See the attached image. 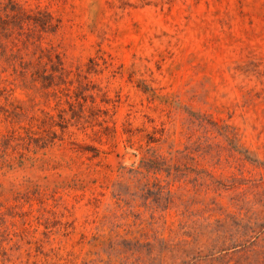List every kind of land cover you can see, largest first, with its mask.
I'll list each match as a JSON object with an SVG mask.
<instances>
[{
    "label": "rangeland",
    "instance_id": "374dc122",
    "mask_svg": "<svg viewBox=\"0 0 264 264\" xmlns=\"http://www.w3.org/2000/svg\"><path fill=\"white\" fill-rule=\"evenodd\" d=\"M0 264H264V0H0Z\"/></svg>",
    "mask_w": 264,
    "mask_h": 264
}]
</instances>
